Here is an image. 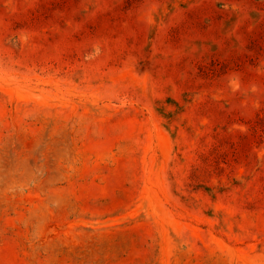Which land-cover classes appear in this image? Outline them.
I'll return each instance as SVG.
<instances>
[{
	"label": "rangeland",
	"instance_id": "1",
	"mask_svg": "<svg viewBox=\"0 0 264 264\" xmlns=\"http://www.w3.org/2000/svg\"><path fill=\"white\" fill-rule=\"evenodd\" d=\"M0 264H264V0H0Z\"/></svg>",
	"mask_w": 264,
	"mask_h": 264
}]
</instances>
